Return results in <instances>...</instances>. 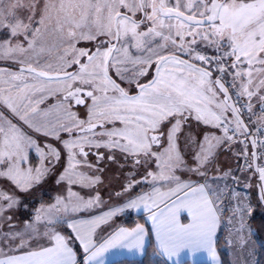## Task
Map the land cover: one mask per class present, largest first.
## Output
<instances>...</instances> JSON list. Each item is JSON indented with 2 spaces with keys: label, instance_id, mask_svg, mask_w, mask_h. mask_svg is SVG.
Wrapping results in <instances>:
<instances>
[{
  "label": "snow or ice",
  "instance_id": "6c2138e0",
  "mask_svg": "<svg viewBox=\"0 0 264 264\" xmlns=\"http://www.w3.org/2000/svg\"><path fill=\"white\" fill-rule=\"evenodd\" d=\"M38 5L39 0H0V32L7 37L0 40V59L12 60L20 66L16 72L0 68V83L4 75L10 78L7 89L0 87V106L10 113L6 115L0 110V177L27 190L45 175L48 156L60 158V152L51 144L41 145L24 126L34 133L62 140L70 159L66 175L60 179H67L70 184L91 186L99 180L76 171L77 165L94 167L87 159L86 147L119 149L132 157L135 165L154 163L159 172L147 175L168 184L166 191L154 188L125 205L127 208L143 205L162 252L172 258L182 249H205L216 260L213 237L219 224V197L207 184L182 180L176 173L186 169L203 175L218 145L231 142L237 133L247 139V126L240 119V109L232 102L229 88L236 89L238 98L247 96L249 101L264 89V0H49L43 9ZM20 9L27 10L26 17L18 15ZM49 24L67 46L58 56V63L41 64L39 55L45 49L40 47L37 51V46ZM80 40L96 41L95 49L77 48ZM201 42L225 51L214 59L197 51ZM170 48L174 51L169 52ZM177 52L189 59H181ZM228 59L231 64L226 63ZM213 63L220 74L215 79ZM73 65L79 67L70 72ZM128 65L133 72L128 77L129 83L138 89L135 95H130L110 75L114 68L115 74L124 80ZM153 65L155 77L148 83H140L138 78L146 76L147 68ZM226 75L232 76L231 84L224 81ZM77 82L81 86H74ZM53 84L57 87H51ZM53 93L59 94V103L40 108ZM83 97L92 101L87 121L78 119L71 110L73 102L85 103ZM260 99L264 101V95ZM247 107L251 111V103ZM191 118L221 129L223 136L209 134L195 141L196 150L188 161L176 140L182 124ZM116 122L122 127H115ZM106 123L113 127L94 131L97 126L104 128ZM61 133L78 135L63 140ZM96 135L108 139L89 138ZM161 137L166 139V147L161 145ZM251 143L255 147L257 141L253 139ZM29 149L39 154V167H22ZM96 155L98 159L104 158L102 153ZM108 159L114 156L109 155ZM256 171L264 181V167H257ZM132 186L129 183L128 188ZM0 199L9 201V207L16 202L2 192ZM94 203L69 191L68 203L58 197L54 204L37 209L35 219L55 224L56 218L51 213L59 212L61 206L67 212L71 204L70 210L75 212ZM120 211L123 208L95 219L67 223L71 230L68 235L54 230L46 233L50 247L0 259V264H77L71 246L74 240L83 246L85 264H103L99 258L117 244L129 249L142 248L145 235L142 225L120 228L102 242L94 240L96 228ZM181 212L190 217L189 223L180 222Z\"/></svg>",
  "mask_w": 264,
  "mask_h": 264
},
{
  "label": "rangeland",
  "instance_id": "374dc122",
  "mask_svg": "<svg viewBox=\"0 0 264 264\" xmlns=\"http://www.w3.org/2000/svg\"><path fill=\"white\" fill-rule=\"evenodd\" d=\"M47 2H49V0H39L38 7L43 9L44 4ZM56 2H58V0H56ZM27 14L28 12L26 9L18 10V15H20L21 18L26 17ZM39 18V15H37L36 20H39ZM144 27L145 26L142 25L141 30H144ZM3 37L6 36L3 32H0V40L5 39ZM20 39L23 40V37ZM66 46V43H64L59 34L54 31V26L49 24L48 29L44 31L37 46V51H39L40 47L45 49V51L39 55L41 64L45 62L53 64L58 63V56L63 52ZM76 47L93 50L96 47V41L80 40L77 42ZM153 48H156L155 44H153ZM171 51H174V49L170 48L169 52ZM197 51L215 59L220 57L225 49L221 48L220 51H217L215 47L201 42L199 43ZM133 52H135V49H133ZM176 54L180 55L181 58L187 57L189 59L188 56L181 55L179 52ZM33 55H35V53ZM82 60H84V58H82ZM82 60V63L85 62ZM226 63L231 64V60H226ZM15 65L18 66V64L12 60L0 59V68L9 72L18 71V69L14 68ZM127 67L129 68V71H132L131 65H128ZM211 68L213 70V79H215L220 74L215 71V63L211 65ZM151 69H153V66L147 68V71H151ZM70 70L71 68L69 71ZM129 71L126 75L129 74ZM9 80L10 78L7 75H4L2 77L3 83H0V87L7 89L10 86L8 83ZM117 80L122 81L121 79ZM124 80L128 81V77ZM232 80L233 78L231 75H226L224 77L226 84H231ZM16 83L19 84L20 82ZM237 84H239L238 81ZM74 86L81 85L77 82ZM51 87L56 88L57 85L53 84ZM60 87H62V85ZM83 87L87 89L88 86L85 85ZM125 89L129 91V93L133 90H137L135 89L134 83L125 85ZM230 90L236 92V89L230 88ZM58 95L59 94L57 93L48 95L39 107L46 109L57 105L59 103ZM261 95H264V89H261L256 96H253L251 101H249L247 96H240L246 100L248 105L251 103L252 114L249 115V118H251L253 123L257 120L259 108L264 104V101L260 99ZM91 106V100L86 103L85 109L77 107L75 102H73L71 110L76 114L78 119L87 121L89 108ZM0 110H3L6 115H10L6 108L0 106ZM229 118H232L231 114H229ZM105 126L106 128L104 130L97 127L94 131L98 133L110 130L113 127L110 123H106ZM24 127L25 130L28 131L29 134H31L41 145L51 144L58 152H60V158L57 161L64 160L66 156L68 165L60 164L59 162L48 163V159L50 158L56 160L54 157L48 156L45 161V167L47 168L45 175L38 183H34L32 187L27 190H21L8 178L0 177V192L11 196L16 201L11 207H9V201L0 199V246H9L11 243L15 244L17 238L24 239V237L29 234V228H32L33 226H45L43 231L46 232L51 226L67 224L69 219L107 209L111 207V205L116 207L120 205L122 201L124 202V200L132 193H136V190L142 189L140 191H147L155 186L167 183L166 181L159 179L154 181L152 177L147 175L148 172H159V169L154 163L149 162L148 164L137 165L136 167L132 164L119 165L117 161H125L124 158L126 157V154L122 153L119 149L110 150L101 147L99 149L91 148V150L95 149L96 152L103 153V159H96L91 155L87 158L89 163L94 166L93 168L89 169L83 165H77L76 168L77 172H84L90 176L99 177V180L91 186H83L79 183L70 184L67 179H60L62 175H66L65 170L69 167L70 158L68 150L64 147V151L58 144L59 140L55 139V137H45L41 134L32 132L31 129H27V126ZM85 127H87V124ZM115 127L119 128L122 127V125L119 122H116ZM168 127H170V125H168ZM231 127L234 128L235 124ZM213 129L218 133L216 136H223L221 129H217L211 125H204L202 122L196 121V123H193V121L188 120L187 123L182 124L180 131L177 133L176 143L186 160L191 161L192 159V152L196 150L194 142L202 140L206 133ZM164 130L167 131V128ZM237 134L241 136L240 133ZM75 135H78V133H74L72 137L67 133H61L62 138H64L63 140L73 139L75 138ZM89 138L96 141H106L108 139L107 136L102 137L99 135L90 136ZM230 143L232 145L230 149L234 150L233 156L237 164L235 174L233 173V175L230 176V168L224 169L220 166L223 158L229 155V147L224 145L225 141L214 149L213 157L211 158L210 163L206 165V170L203 171V175L194 174L186 169L178 170L176 174L179 175L181 179L186 178V180L201 179L203 181H209L213 176H217L219 179L222 178L224 186H220L223 190V198L220 200L218 207L223 219V225L228 230L226 234L227 250L232 260V264H252L255 260V254L258 253V245L252 236L253 234L249 226V219L257 214H264V207L259 206L260 199L258 190H261L264 198V181L259 179V173L256 169H253L252 166L245 168L241 167V163L239 162L243 152L241 143L233 140ZM61 144L64 146L62 140ZM161 145L164 147L167 146L164 137H161ZM86 149L89 148L86 147L85 150ZM161 150H163V148H161ZM248 150H251L250 145L248 146ZM109 155L114 156L116 162L107 161L106 158ZM77 159H80V157H77ZM36 160L39 163L37 165L33 163L35 167H32L33 165L31 163ZM24 163L27 166L32 165V168L40 166L41 158L35 149L28 150V157ZM129 183L133 184L131 188H128ZM126 188H128L127 192H125ZM69 191L77 193L78 196L83 197L84 200L91 199L95 201V203L88 208H83L75 212L70 210L71 204H69V211L67 212H65L61 206L59 212L54 210L51 213V215L56 218L55 224H48L47 219L36 221L35 216L37 209H40L42 206L47 208L49 205L54 204L58 197L64 198L65 203H68ZM118 193L120 195H117ZM96 197H99L98 201H96ZM74 202L75 199L73 198V203Z\"/></svg>",
  "mask_w": 264,
  "mask_h": 264
},
{
  "label": "crops",
  "instance_id": "0c3cea01",
  "mask_svg": "<svg viewBox=\"0 0 264 264\" xmlns=\"http://www.w3.org/2000/svg\"><path fill=\"white\" fill-rule=\"evenodd\" d=\"M193 121V123H196V120L194 118L189 119ZM203 126V125H202ZM208 131V130H207ZM206 131V132H207ZM214 134L217 135L218 133L216 130H210L206 135ZM226 146L229 147L228 156L224 157L223 160L220 163V166L224 169L230 168V176L235 174L237 170V164L234 160V150H231L230 147L232 146L230 142L225 141ZM25 163L22 164L23 168H28L31 166H27ZM34 167V166H32ZM182 180L185 181H192L199 184H207L209 188H211L216 194L218 195V205L220 203V200H222L223 190L221 186H224V181L222 178H217V176H213V178L209 181H203L201 179H190L186 180V178H182ZM221 185V186H220ZM168 187L167 183H163L159 186H155L150 190L147 191H140L136 193H132L127 199L124 200V202L116 207L111 205V207L107 209H103L88 215H82L79 217H75L68 220V223L78 220H91L95 219L97 217H101L104 215V213L109 212L111 210L117 209V208H123V211L117 212L115 216H112L110 219L107 220V222L100 224L94 233V240L97 242H102L104 239L108 238L112 233L119 230L120 228H127L131 229L136 227L137 225H142L145 229V235L143 239V247L142 248H132L129 249L127 247L122 246L121 244H117L114 247L109 248L106 252L102 254V256L99 258L103 261V264H111L112 262L122 260V259H141L144 257L147 251V247L150 243V235L153 239V242L155 244V248L157 252L162 255L169 264H221L220 257L218 255L217 249H216V237L218 234L219 229L224 226L223 225V219L221 216V213L219 211V224L217 226L215 235L213 237V248L216 253V260H213L210 253L205 249H197L193 251L190 248L182 249L178 256H173L172 258H169L166 254L162 252V250L159 248L158 241L156 239V232L153 227L152 220L149 218V213L143 208V205H141L139 208H127L125 205L129 202L130 199H134L136 196L146 193V192H152L154 188H159L161 191H166ZM142 218L144 222L139 221V219ZM180 222L182 224H187L190 222V217L187 215L186 212H181L179 215ZM132 225H129L128 222L132 221ZM45 226H33L32 228H29V234L24 237L23 239V247H21V238H17L15 244H9V246L1 245L0 246V259H7L11 256H19L24 255L29 251H36L40 250L44 247H50L51 241L49 239V236L46 234L49 231H58L63 235H68L66 231L71 232L70 229L67 228V224H59L57 226H51L50 229H47L46 232L43 231ZM228 232V230H227ZM74 235V234H73ZM13 245V246H12ZM77 248H76V246ZM73 250L76 252V260L77 264H85L86 260V254L83 251V246L80 245L79 241H73L71 244ZM257 253L255 254V260L252 264H256V257ZM232 262V260H231Z\"/></svg>",
  "mask_w": 264,
  "mask_h": 264
},
{
  "label": "trees",
  "instance_id": "16d2710c",
  "mask_svg": "<svg viewBox=\"0 0 264 264\" xmlns=\"http://www.w3.org/2000/svg\"><path fill=\"white\" fill-rule=\"evenodd\" d=\"M7 38V37H3ZM142 189L136 190V192ZM262 207L261 203L259 204ZM139 221L144 222L142 218ZM133 220L128 222L129 225H132ZM249 226L252 231V236L258 245V253L256 258V264H264V214H257L254 217L249 219ZM69 234V231H66ZM226 234L227 229L222 226L216 237V249L221 260V264H232L229 252L226 246ZM76 246V245H75ZM77 248V246H76ZM82 264V263H80ZM111 264H169L168 261L160 255L153 242V239L150 235V243L147 247L146 254L141 259H122ZM187 264V263H185Z\"/></svg>",
  "mask_w": 264,
  "mask_h": 264
},
{
  "label": "built area",
  "instance_id": "2783aa9c",
  "mask_svg": "<svg viewBox=\"0 0 264 264\" xmlns=\"http://www.w3.org/2000/svg\"><path fill=\"white\" fill-rule=\"evenodd\" d=\"M230 90V88H229ZM232 100L235 103L236 107L240 109V115L243 117L245 123L249 128V134L247 139L243 135H238L233 138V141L240 142L243 147V152L241 154L239 162L241 163V167H248L249 165H253V157L252 150H248V146L250 145L249 138L252 137L257 141L256 151H257V160L260 167H264V104L258 110V116L256 122L253 123L249 115L252 114L251 111L248 110V103L242 97H237L233 90H230ZM229 135H232L230 132Z\"/></svg>",
  "mask_w": 264,
  "mask_h": 264
},
{
  "label": "flooded vegetation",
  "instance_id": "af4514ba",
  "mask_svg": "<svg viewBox=\"0 0 264 264\" xmlns=\"http://www.w3.org/2000/svg\"><path fill=\"white\" fill-rule=\"evenodd\" d=\"M95 49V48H94ZM93 49V50H94ZM181 58V57H180ZM184 58H186V59H188L187 57H184ZM184 58H181V59H184ZM82 61H85V60H82ZM197 64H198V66H204V67H206V65H200L198 62H196ZM19 65L18 66H14V68L15 69H19ZM154 68H155V71H154ZM78 69V65H73L72 66V68H71V70H70V72H75L76 70ZM147 75L146 76H142V77H139L138 79H139V82L140 83H148L153 77H155V74H156V67H155V65H153V69H151V71H147ZM132 74H133V72L132 71H129V74H127L126 75V77H131L132 76ZM110 75H112V77H113V79H115L116 81H117V83H119L120 85H121V87H123V88H125V85H127V84H129V80L128 81H125V80H122V81H118L117 79H120L116 74H115V69H113L112 71H110ZM134 89V88H133ZM135 89H137L136 87H135ZM138 92V89L137 90H133L132 92H130L129 94L130 95H135L136 93ZM97 95H99V93H97ZM85 100H86V103L88 102V101H90L91 100V98H88V97H83ZM86 103H84V104H82V105H76L77 107H82V108H84L85 109V105H86ZM85 113L88 115V113L85 111ZM98 128H100L99 126H97ZM106 128V126L104 127V128H101V129H105ZM65 137H67V136H65ZM68 138V137H67ZM52 139V138H51ZM64 139V138H63ZM52 140H54V141H56L55 139H52ZM58 144L63 148V150L65 151V148H64V146L61 144V140H59L58 141ZM86 151H89V156L91 155V156H94L96 159H98L97 158V155H96V151H95V149L94 150H91V149H86ZM103 154V153H102ZM88 156V157H89ZM103 157H104V154H103ZM108 157L109 156H107V158H106V160L107 161H109V162H116V160H114V159H112V160H110V159H108ZM36 158V157H35ZM125 161H123V162H121V161H117V163L119 164V165H124V164H132L133 166H137V165H135L134 163H133V159H132V157H130V156H126L125 158ZM54 162H59L60 164H64V165H68V163H67V161H66V156H65V158H64V160H61V161H57V160H54V159H52V158H50V159H48V163H54ZM33 163H35L36 165L39 163L37 160L36 161H33L31 164L33 165ZM34 166V165H33ZM35 167V166H34Z\"/></svg>",
  "mask_w": 264,
  "mask_h": 264
},
{
  "label": "water",
  "instance_id": "95a60500",
  "mask_svg": "<svg viewBox=\"0 0 264 264\" xmlns=\"http://www.w3.org/2000/svg\"><path fill=\"white\" fill-rule=\"evenodd\" d=\"M229 94H230V92H229ZM232 102H233V100H232ZM233 103H234V102H233ZM239 115H240V114H239ZM240 119L243 121L244 125H246V123H245V121H244V119L242 118L241 115H240ZM246 126H247V125H246ZM247 129H248V134H249V128H248V126H247ZM252 140H253V138L250 137V138H249V142H250V146H251V149H252V157H253V153L256 154V155H255V159H254V157H253V169H257V167H258L257 151H256V146L253 147V145H252V143H251ZM258 190H259V199H260V203H261V205L264 207V198H263L262 192H261L260 189H258Z\"/></svg>",
  "mask_w": 264,
  "mask_h": 264
}]
</instances>
